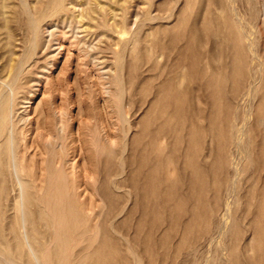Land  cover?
Returning a JSON list of instances; mask_svg holds the SVG:
<instances>
[{"label":"rangeland","instance_id":"374dc122","mask_svg":"<svg viewBox=\"0 0 264 264\" xmlns=\"http://www.w3.org/2000/svg\"><path fill=\"white\" fill-rule=\"evenodd\" d=\"M24 1L0 0V11L5 2L8 13L7 21L0 14L3 78L29 51ZM29 1L41 17L62 0ZM258 1L264 2L233 4L256 42L257 75L245 50L238 65L228 29L239 26L230 0H65L45 19L53 30L74 28L83 36L81 23L69 20L95 7V48L81 56L73 49L67 58L70 41L61 48L55 43L48 69L46 46H40L16 91L21 111L35 120L19 125L26 138L17 151L35 185L27 189L29 227L37 246L53 241L45 264H264V19ZM117 69L122 81L113 79ZM241 129L244 151L236 144ZM63 157L74 159V174L67 168L54 174ZM234 158L242 167L230 189ZM232 191V229L217 244ZM14 193L0 189V249L35 264L21 236L16 243L10 233L19 222ZM42 207L47 213L40 218Z\"/></svg>","mask_w":264,"mask_h":264},{"label":"bare ground","instance_id":"6f19581e","mask_svg":"<svg viewBox=\"0 0 264 264\" xmlns=\"http://www.w3.org/2000/svg\"><path fill=\"white\" fill-rule=\"evenodd\" d=\"M232 3V21L234 24L237 23L239 26L236 29L235 25H231L228 29L229 34L232 35L230 38V42L232 44L233 50H236L235 56L239 59L238 65L241 67L243 65L242 56L244 50L251 55V63L250 67L254 70L255 75L260 73L261 66V57L258 52L256 42L253 40L251 34L248 32L245 26V21L234 13L235 7L233 6L234 0H230ZM258 15L259 17L264 19V2L258 1ZM32 4L29 0H25L23 5L25 7V12L27 15V24H28V33L29 37V51L25 53L23 57L19 60H16L11 63V72L8 78L0 77V189H11L13 194V208L12 212L15 218H18L19 222L16 225H11L10 233L14 237V241L16 243L19 242V235L21 236L28 253L33 258L35 264H45V253L49 249V245L53 244L52 239H47V243H43V245L37 246L35 233L36 230L32 227H29L30 220L28 219V198H27V189H35V185L33 182L26 178L25 166L23 164V157L21 158L18 153V146L21 144L20 142L25 140L26 132L21 131L19 129L20 124L25 125L27 123L33 125L35 120L33 118L30 119L29 112L26 110H22V104L19 105L21 101H18L16 97V91L20 89V79L26 74L31 66L32 61L36 58L38 54V49L40 46L45 47L46 51V59H49L46 67L51 69L54 65L52 64V56L51 49L52 46L57 43L58 46L63 47L64 42L66 40L70 41L69 45H66L63 49L65 51L64 55L67 58H71L73 49L77 50L78 56H81V53H87L88 51H92L95 48V44L92 42V37L90 32L93 30V25L90 22L94 19L95 7L92 6L91 11L87 12L83 8L79 9L73 16L70 18L69 22L75 21L81 23L80 28L83 29V36H80L78 33V29L68 28L65 30L63 28H57L53 30L50 26H46L45 19L53 16L55 10L60 7H65V0H62L60 3L56 4L52 10L43 15L41 17L35 15L32 12ZM6 3L3 2L2 9L0 14L2 15L4 21L8 19V13L6 11ZM45 21V22H44ZM110 29L114 26L113 22L109 23ZM87 32V33H86ZM89 32V33H88ZM131 35L133 37L136 36V33L131 30ZM13 33H9L7 35V44L12 45L14 41ZM45 45V46H44ZM61 58V57H57ZM64 58V56H63ZM67 58L64 59V62H67ZM14 57L12 60H15ZM70 61V60H68ZM95 65V64H94ZM96 66V65H95ZM123 67L121 68V70ZM106 74V73H104ZM100 74L99 76L101 77ZM111 76L107 75V79ZM103 78V77H102ZM113 79L121 80L120 69H117L116 72L113 73ZM253 81V87L255 85V81ZM214 82V81H212ZM158 93L160 95H165L166 90L160 89ZM251 113V107L248 106L245 110V118L248 119ZM124 121L127 120V113H124ZM148 115V114H147ZM30 125V126H31ZM243 132L241 129L238 131L236 136V144L239 150L244 151V141H243ZM22 137V139H19ZM48 144H52V142H48ZM106 147V146H105ZM101 148V146L99 147ZM62 162H60V166L55 170V173L58 171L65 173V169H69L71 174L75 173L77 168V164L72 158H61ZM232 167L235 172L233 176V182L231 184L230 189H235L236 182L238 180V174L241 171L242 163L241 158L232 159ZM52 175V174H51ZM50 175V176H51ZM52 177V176H51ZM55 182L50 180L49 189L55 188ZM65 187V185H61ZM42 189L43 185L38 186ZM61 189V188H60ZM234 191V190H233ZM233 191L229 193V197H227V201L225 204L224 212L221 215L220 227L218 236L216 238L217 244H221L222 238L228 234L232 229V206L233 200ZM46 209L42 207L39 212L40 218L46 214ZM34 231V233H32ZM21 258V256H19ZM0 264H21L16 260V257H11L5 253V249H0Z\"/></svg>","mask_w":264,"mask_h":264}]
</instances>
